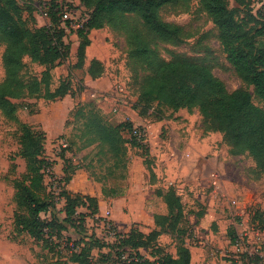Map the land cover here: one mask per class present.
Instances as JSON below:
<instances>
[{
	"label": "rangeland",
	"instance_id": "374dc122",
	"mask_svg": "<svg viewBox=\"0 0 264 264\" xmlns=\"http://www.w3.org/2000/svg\"><path fill=\"white\" fill-rule=\"evenodd\" d=\"M16 4L20 23L31 31L60 26L68 48L60 60L48 63L28 46L15 77L3 89L11 106L8 115L0 110V264H127L136 253L149 260L163 254L177 259L178 247L186 244L192 264H230L229 231L240 218L245 228L237 231L248 234L249 247L258 241L264 245V162L236 147L197 106L174 109L151 88L154 71L144 57L146 47L164 61L178 54L207 65L228 92L246 90L264 110V101L227 61L219 30L199 0L167 3L159 12L184 33L179 44L155 40L137 16H126L89 29L81 59L76 30L91 9L79 0ZM252 6L264 13V0H228L235 18L254 31L261 24L249 16ZM52 12L59 14L60 25L53 23ZM254 38L264 44V35ZM4 50L0 40V84L6 76ZM94 61L96 75L89 72ZM55 90L64 94H53ZM98 121L117 127L120 141L115 148L96 132ZM127 123L140 134L139 144L131 141ZM24 125L40 139L39 157L51 163L40 181L30 178L19 154ZM24 185L51 201L52 207L40 214L44 223L52 214L63 219V191L91 196L98 210L89 200L78 204L75 218L82 220L83 234L67 226L57 237L53 224L43 233L28 232L21 221L29 209L17 196ZM168 190L183 203L185 219L177 224L181 236L167 229L168 211L160 194ZM203 213L207 217L201 222ZM130 228L146 235L153 230L156 236L132 248L135 238L129 244L120 241ZM85 235L103 243L84 252L90 263L75 256Z\"/></svg>",
	"mask_w": 264,
	"mask_h": 264
},
{
	"label": "trees",
	"instance_id": "16d2710c",
	"mask_svg": "<svg viewBox=\"0 0 264 264\" xmlns=\"http://www.w3.org/2000/svg\"><path fill=\"white\" fill-rule=\"evenodd\" d=\"M79 1L91 9L83 27L76 30V34L81 39L77 49L80 59L83 57L85 45L89 41L87 38L89 29L100 28L105 22L115 21L126 16H137L142 26L155 40L179 44L183 39L184 33L179 26L163 20L159 13L165 4L179 0ZM199 2L219 30L220 44L227 61L242 81L251 85L255 95L264 101V44L254 38L264 35V13L261 7L255 11L253 6L250 9V18L259 19L261 24L260 28L252 31L251 28H245L243 19L235 18L233 10L228 7V0H199ZM56 12L58 13L57 10ZM56 15L55 12H52L53 23L60 25V16L58 14L56 17ZM20 21L21 11L16 0H0V40L5 45L3 65L6 74L0 84V110L5 115L9 113L7 106H11V102L4 94L3 89L9 84L11 78L15 77L22 54L28 49V46H33L36 58L48 63L60 60L63 51L68 48L62 39L65 33L60 26H43L31 31ZM68 23V20H64L65 25ZM45 47L47 52L43 54L42 49ZM143 54L147 63L153 67L154 75L150 84L158 99L166 101L174 109L197 106L205 117L217 122L224 136L236 147L247 150L259 161L264 162V110L252 102L251 96L246 90L237 89L228 92L223 82L212 74L207 65L183 55H172L170 60L164 61L159 58L154 49L148 47L143 50ZM44 55L45 58H43ZM97 65L98 63L95 61L91 63L90 74L96 75L94 68ZM100 71L97 70V72ZM56 93L64 94L60 90L53 92V94ZM95 125L96 132L103 140L115 145V148L116 144L114 143L120 141L117 127L107 126L100 121ZM124 125L131 133L133 144H139L141 139H137L133 134L131 124ZM23 127L19 154L27 163L26 167L30 178L40 181L44 178L46 170L52 168L51 163L39 157L41 146L37 133L25 125ZM61 195L64 199L63 219L58 220L55 214H52L50 222L44 223L40 214L47 212L52 207L51 201L41 199L29 185L22 186L17 196L20 203L29 209L27 218L21 221L22 228L31 233L36 230L43 233L42 231L46 227L49 228L53 224L57 237L67 226L83 234L82 220L75 218L76 209L80 201L84 199L93 202L95 211L98 210L94 198L88 195L69 194L64 191ZM160 195L167 206L168 215L165 217V221L167 219L169 221L167 229L176 232L178 236L183 235L182 229L177 227V224L185 219L181 198L172 190L161 191ZM233 233L234 229H231L229 231L230 242H232ZM150 235L156 236L155 231L152 230L150 234L146 235L135 228H130V234L120 241L122 244H129L135 238L132 248H138L145 245ZM99 241L92 235L81 237L78 241L81 244H79V253L75 255L77 259L81 257L90 263L85 259L84 252L89 250L91 245L100 243ZM100 244L103 245V243ZM251 258L253 264H264V255L261 258L257 255ZM127 264H190V252L186 246L181 245L178 247L177 259L169 254H163L155 260L146 259L136 253L135 257Z\"/></svg>",
	"mask_w": 264,
	"mask_h": 264
},
{
	"label": "built area",
	"instance_id": "2783aa9c",
	"mask_svg": "<svg viewBox=\"0 0 264 264\" xmlns=\"http://www.w3.org/2000/svg\"><path fill=\"white\" fill-rule=\"evenodd\" d=\"M133 134L137 139H141L140 134L135 128L133 129ZM62 145L65 146V144ZM46 171H49V169ZM238 228H245V222L242 218L235 222V228H233L234 233L232 235V242H230L233 247L232 257L228 259V262L230 264H253L251 257L254 255H257L259 258L263 257L264 245L262 246L258 241L257 246L251 249L249 247L248 234L244 230L237 231Z\"/></svg>",
	"mask_w": 264,
	"mask_h": 264
},
{
	"label": "crops",
	"instance_id": "0c3cea01",
	"mask_svg": "<svg viewBox=\"0 0 264 264\" xmlns=\"http://www.w3.org/2000/svg\"><path fill=\"white\" fill-rule=\"evenodd\" d=\"M179 195V194H178ZM207 217V213H203V215L200 217V220H201V222L204 220V218H206ZM186 247L189 249V252H190V264H192L193 263V255H192V251H191V248L190 247H188L187 246V244H186ZM197 261H198V259H197ZM202 264V263H201Z\"/></svg>",
	"mask_w": 264,
	"mask_h": 264
}]
</instances>
